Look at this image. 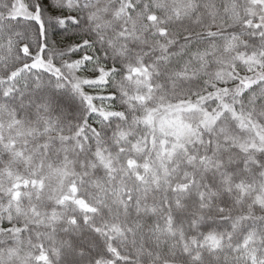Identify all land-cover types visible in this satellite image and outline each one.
<instances>
[{
    "label": "snow or ice",
    "instance_id": "obj_1",
    "mask_svg": "<svg viewBox=\"0 0 264 264\" xmlns=\"http://www.w3.org/2000/svg\"><path fill=\"white\" fill-rule=\"evenodd\" d=\"M0 264H264V0H0Z\"/></svg>",
    "mask_w": 264,
    "mask_h": 264
}]
</instances>
